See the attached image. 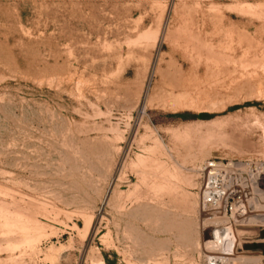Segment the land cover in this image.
I'll use <instances>...</instances> for the list:
<instances>
[{
  "label": "rangeland",
  "instance_id": "374dc122",
  "mask_svg": "<svg viewBox=\"0 0 264 264\" xmlns=\"http://www.w3.org/2000/svg\"><path fill=\"white\" fill-rule=\"evenodd\" d=\"M211 159L264 161V0H0V264H210Z\"/></svg>",
  "mask_w": 264,
  "mask_h": 264
},
{
  "label": "built area",
  "instance_id": "2783aa9c",
  "mask_svg": "<svg viewBox=\"0 0 264 264\" xmlns=\"http://www.w3.org/2000/svg\"><path fill=\"white\" fill-rule=\"evenodd\" d=\"M202 171L201 198L205 212L225 219L219 228L233 229L245 223L248 211L255 209L249 200L250 190L264 184V161L211 159L204 163ZM208 262L221 264L209 258Z\"/></svg>",
  "mask_w": 264,
  "mask_h": 264
},
{
  "label": "bare ground",
  "instance_id": "6f19581e",
  "mask_svg": "<svg viewBox=\"0 0 264 264\" xmlns=\"http://www.w3.org/2000/svg\"><path fill=\"white\" fill-rule=\"evenodd\" d=\"M254 189L258 192L260 191L256 187ZM251 203H253V202H251ZM254 207H255V210H259V211L264 209V206L261 205L260 203H258V201L254 202ZM211 218L214 219V221H212L213 223L214 222L215 223L220 222V220H221V217L212 216ZM248 221L252 222V223L253 222L264 223V213L258 212L252 218H250ZM212 222L210 221V223H212ZM249 224H251V223H249ZM252 231L253 230L248 229V228H242V229H239V233L237 235V233H235L236 231L233 229H224V228H219V227L216 228L214 230L213 239L209 240L205 243V249L208 252L207 258H209L215 262H220L221 264H233L236 261H240L242 264H249L252 261V260H250L252 258H250V259L241 258V256H238L236 254L235 247H236V241H237L238 236L240 238H244V237L253 235V234H251Z\"/></svg>",
  "mask_w": 264,
  "mask_h": 264
},
{
  "label": "crops",
  "instance_id": "0c3cea01",
  "mask_svg": "<svg viewBox=\"0 0 264 264\" xmlns=\"http://www.w3.org/2000/svg\"><path fill=\"white\" fill-rule=\"evenodd\" d=\"M261 256H263V255H261Z\"/></svg>",
  "mask_w": 264,
  "mask_h": 264
}]
</instances>
